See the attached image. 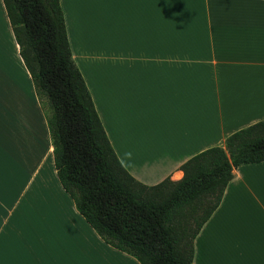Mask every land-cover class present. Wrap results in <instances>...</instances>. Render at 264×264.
<instances>
[{"label":"crops","instance_id":"crops-1","mask_svg":"<svg viewBox=\"0 0 264 264\" xmlns=\"http://www.w3.org/2000/svg\"><path fill=\"white\" fill-rule=\"evenodd\" d=\"M72 58L140 184L264 120V0H60ZM192 264H264V162L233 170ZM0 264H138L77 212L0 0Z\"/></svg>","mask_w":264,"mask_h":264},{"label":"trees","instance_id":"trees-1","mask_svg":"<svg viewBox=\"0 0 264 264\" xmlns=\"http://www.w3.org/2000/svg\"><path fill=\"white\" fill-rule=\"evenodd\" d=\"M44 111L53 165L77 212L108 246L138 264H192L193 242L233 170L264 162V120L180 167L183 178L138 183L106 136L68 41L60 0H2Z\"/></svg>","mask_w":264,"mask_h":264},{"label":"rangeland","instance_id":"rangeland-1","mask_svg":"<svg viewBox=\"0 0 264 264\" xmlns=\"http://www.w3.org/2000/svg\"><path fill=\"white\" fill-rule=\"evenodd\" d=\"M135 261V260H134ZM136 262V261H135Z\"/></svg>","mask_w":264,"mask_h":264}]
</instances>
